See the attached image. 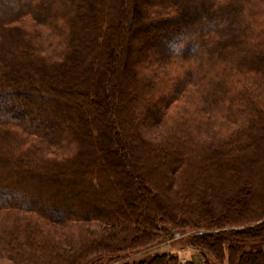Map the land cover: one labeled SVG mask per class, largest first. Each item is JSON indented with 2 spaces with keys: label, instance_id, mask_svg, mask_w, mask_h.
I'll return each mask as SVG.
<instances>
[{
  "label": "trees",
  "instance_id": "16d2710c",
  "mask_svg": "<svg viewBox=\"0 0 264 264\" xmlns=\"http://www.w3.org/2000/svg\"><path fill=\"white\" fill-rule=\"evenodd\" d=\"M132 3L0 0V264H264V0Z\"/></svg>",
  "mask_w": 264,
  "mask_h": 264
},
{
  "label": "rangeland",
  "instance_id": "374dc122",
  "mask_svg": "<svg viewBox=\"0 0 264 264\" xmlns=\"http://www.w3.org/2000/svg\"><path fill=\"white\" fill-rule=\"evenodd\" d=\"M138 2H141V0H134V3H132V7H138L139 5ZM138 39L139 38L137 37V42H134L133 39H130L128 41V44H127L128 51H126V57H124V64L127 63V55H128L129 50L131 48L134 49V46L135 47L139 46L140 41ZM131 156L132 155L130 154V157ZM130 157L127 159V162H126V169H128L127 172L131 174V176L133 177V180H138V176H141V171L143 170L142 165H140V162H137L136 159L134 158L133 160L132 159L130 160ZM217 169L218 168H213L212 172L216 171ZM256 189H257L256 186H254L251 183L249 187L246 186L245 189L242 190L243 192L242 194L245 197L246 202H248V200L252 198V193L256 191ZM71 197L73 198V195H71ZM70 200H68V202H70ZM124 204L129 208L130 202L128 200L124 201ZM138 207L140 208V203H137V208ZM182 231L181 230L178 231V229L172 230L169 236H165L163 233H159V236H157V238L155 239V242L150 244L148 247L143 248V249L125 250V252L122 253L121 257L128 256L129 258L127 257L120 261H128V260H130V262H139L141 260L147 261L156 255H161V254H166V253H177L179 255L180 260L185 259V261H189L194 264H204V262H207L208 264H217L214 261V259L207 253L205 255V258L202 259L198 251L195 248L190 247L187 244V240L189 238L188 235L193 233V231H189L187 229L185 231L184 230ZM172 232L174 234H177L178 232L180 233L177 236H173L171 234ZM124 240H125L126 247H127L129 237L127 235L124 236ZM117 245H122V243L118 241ZM122 247L126 248L125 245H123Z\"/></svg>",
  "mask_w": 264,
  "mask_h": 264
}]
</instances>
